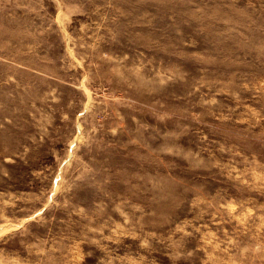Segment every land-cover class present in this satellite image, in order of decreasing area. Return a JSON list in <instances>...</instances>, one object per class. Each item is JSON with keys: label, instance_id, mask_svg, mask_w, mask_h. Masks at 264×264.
Returning <instances> with one entry per match:
<instances>
[{"label": "rangeland", "instance_id": "374dc122", "mask_svg": "<svg viewBox=\"0 0 264 264\" xmlns=\"http://www.w3.org/2000/svg\"><path fill=\"white\" fill-rule=\"evenodd\" d=\"M0 264H264V0H0Z\"/></svg>", "mask_w": 264, "mask_h": 264}]
</instances>
